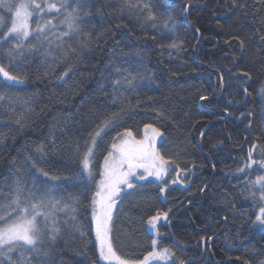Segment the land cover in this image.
Returning <instances> with one entry per match:
<instances>
[{"label": "trees", "instance_id": "trees-1", "mask_svg": "<svg viewBox=\"0 0 264 264\" xmlns=\"http://www.w3.org/2000/svg\"><path fill=\"white\" fill-rule=\"evenodd\" d=\"M66 3L72 7L52 20L56 28L42 22L54 11L30 17L22 55L10 56L11 44L0 47V66L19 78L0 74V206L9 204L17 178L25 189L54 188L49 199L64 200L49 217L61 231L47 264H103L90 206L95 184L82 174L80 157L101 119L121 112L98 138L96 180L125 130L139 137L146 125L158 128L159 153L173 158L166 179L139 200L150 202L149 210L129 208L125 223L136 248H152L147 223L167 213L157 225V249L174 253L177 264L264 261V226L255 221L261 194L253 186L264 169L246 167L249 152L259 161L264 149V0H132L139 4L132 10L125 0ZM73 8L82 34L57 39ZM0 16L9 24L13 18L5 8ZM38 24L47 34L42 43L32 39ZM81 42L86 47L64 58L69 44ZM69 194H79V204Z\"/></svg>", "mask_w": 264, "mask_h": 264}, {"label": "snow or ice", "instance_id": "snow-or-ice-1", "mask_svg": "<svg viewBox=\"0 0 264 264\" xmlns=\"http://www.w3.org/2000/svg\"><path fill=\"white\" fill-rule=\"evenodd\" d=\"M125 6L129 10L139 8V4L132 3V0H125ZM71 7L72 5L66 3V0H58V3L49 2V0H41V2L22 0L18 4L12 2V0H0V8L7 9L14 17L9 24L4 16H0V47L11 44L9 55L11 56L17 50H21L17 54L22 55L24 42L31 35L28 25L30 17L34 14L43 17L54 11L56 16L42 20V22L45 27L50 25L52 28H56L58 25L53 24L52 20L59 16L61 9ZM143 7L147 8L148 5ZM75 12L76 10L73 8L71 12H66L60 20L66 30L62 31L57 39L62 37L73 39L82 34L83 30ZM152 19H155V17H152ZM197 31L199 30L197 29ZM42 36L47 39L45 28L38 24L36 34L32 39L42 43ZM240 43L243 45V41ZM61 46L58 45V47ZM83 47H86L85 42H81L79 47H72L69 44L64 58L76 54ZM172 47H177V45L173 44ZM34 49L35 45H31L29 48L30 51ZM47 54L51 55V52ZM0 74L3 75L5 81L18 82L19 80L17 76L5 71L3 66H0ZM244 75L247 76L248 74L245 73ZM127 83L131 86L132 81L127 80ZM115 84L119 85L120 81H115ZM5 86L7 85L5 84ZM0 99H3V97L0 96ZM201 99L203 100L205 97L202 96ZM121 119H123L121 112L109 113L101 119L96 128L89 133L88 140L85 141V150L80 157L82 174L87 173L88 180L95 184L90 206L95 221V236L99 245V256L108 264H150L151 261L156 260L164 261L167 264L174 253L168 249L157 251L156 239L152 240V251H149L142 260L122 259L113 246L110 235L112 232L111 222L113 208L117 201H122L124 196L131 195L138 187H142L139 182L146 180L148 176H155L158 180H163L164 176L168 174L165 167L168 161L155 149L156 138L163 136V133L157 128H152L151 125H146V129L151 128L152 135L150 137L146 135L144 139H136L130 130L117 134L107 150V155L103 156V163L100 165L98 172L100 178L96 180L97 173L93 169L96 167L94 160L98 138H101V133L105 132L106 129L115 128ZM39 150H42V148ZM77 151L79 152V147ZM260 155L262 158L259 161L254 160L250 151L249 160L251 162L246 167L251 169L253 164H257L259 168L264 169V149H261ZM138 169H143V172H138ZM240 171L243 172L244 169L242 168ZM43 175L47 176L48 173L43 172ZM25 183L22 179L17 178L13 183V195L9 198V204L0 206V221L4 222V226L0 227V264H4L5 260L8 264H32L34 257L37 259V264H47L51 257V248L54 247L61 231L55 222L49 224V217L52 215L51 210L62 203L64 197L53 201L49 198L54 196V188L45 186L37 189L33 186L32 189H25ZM173 183H175V180H173ZM256 185L259 186L261 203L258 207V213L255 215V221L260 226H264V175L256 177L253 186ZM161 191H164V189L161 188ZM68 198L73 204H79L80 202L79 194H69ZM64 206L68 207L67 204ZM5 208L11 209L7 216L3 214ZM72 211H75V208ZM164 215L167 216V213H164ZM74 219L75 217H73ZM158 219L159 216L149 219L148 224L151 228L156 227L155 221ZM73 228L79 232L81 237L85 236L78 225H73ZM46 241L49 244L48 250L43 247ZM14 254L16 255L15 259H13ZM245 264H247V261H245ZM260 264H264V261H261Z\"/></svg>", "mask_w": 264, "mask_h": 264}, {"label": "rangeland", "instance_id": "rangeland-1", "mask_svg": "<svg viewBox=\"0 0 264 264\" xmlns=\"http://www.w3.org/2000/svg\"><path fill=\"white\" fill-rule=\"evenodd\" d=\"M22 2V0H21ZM14 18V17H13ZM28 25H29V31H30V18L28 20ZM31 33V31H30ZM30 37V36H29ZM152 128H156L154 126H151ZM158 129V128H157ZM160 131V130H159ZM161 132V131H160ZM102 135V133H101ZM134 135V134H133ZM151 136V128L146 129V127L143 129L142 134L137 137L135 136L136 139H144L145 136ZM163 136L157 137L156 142H155V149L159 152L158 146L159 143L162 141ZM161 155V154H160ZM163 156V155H162ZM165 160L168 161V164L165 166L168 170V173L170 169L173 167V158L172 157H165ZM138 172H143V169H138ZM87 175V173H85ZM167 175L164 176L163 180H158L155 176H148L146 180L140 181L139 184L142 185V187H138L136 191L132 192L131 195L124 196L122 201L118 200L117 204L113 208V219L111 222V227H112V232H111V238L113 240V246L114 249L117 251V254L121 256L122 259H135V260H142L145 255L149 251H152V248L146 250L144 248V244L141 243V250L140 248H136L135 244L133 243L132 240H130L129 237V232L127 231V226H126V219L129 217V208L131 207L134 212L137 211H147L150 208V202L147 200H141L139 201L142 197H148L151 194V191H153V186L152 184L155 185H160L161 182H163L166 179ZM149 185V186H148ZM258 186V185H257ZM259 187V186H258ZM165 191V189H164ZM164 191H161L163 194ZM139 201V202H137ZM144 201V202H142ZM137 202V203H135ZM128 206V208H127ZM159 216V219L155 221L156 227L153 229L151 226L147 223V230L149 231L150 234H152L155 239L157 240L158 237V232H157V225L166 219V216L164 214L157 215ZM156 217V216H155ZM94 220V219H93ZM95 224V221H94ZM4 226V225H3ZM1 226V227H3ZM97 242V241H96ZM98 245V243H97ZM99 248V245H98ZM138 249V251H137ZM157 251H161L158 250ZM101 262L103 264H108L107 261H104L100 258ZM150 264H165L164 261H151ZM167 264H177L171 257L169 261H167Z\"/></svg>", "mask_w": 264, "mask_h": 264}]
</instances>
